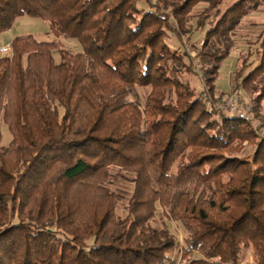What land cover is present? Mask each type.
Instances as JSON below:
<instances>
[{"label":"trees","instance_id":"obj_1","mask_svg":"<svg viewBox=\"0 0 264 264\" xmlns=\"http://www.w3.org/2000/svg\"><path fill=\"white\" fill-rule=\"evenodd\" d=\"M139 1L0 0V34L29 15L80 45L29 34L0 54V264H168L175 250L178 264H240L245 249L264 264V138L199 96L185 51L204 1L193 48L214 94L235 29L264 0ZM256 41L233 80L264 127V31ZM136 87L150 88L143 103ZM125 174L123 197L110 185ZM157 205L181 242L150 223Z\"/></svg>","mask_w":264,"mask_h":264},{"label":"rangeland","instance_id":"obj_2","mask_svg":"<svg viewBox=\"0 0 264 264\" xmlns=\"http://www.w3.org/2000/svg\"><path fill=\"white\" fill-rule=\"evenodd\" d=\"M142 1L143 0H140L139 2L143 4ZM224 2L227 3L228 0H224ZM206 6V2H200L192 8L190 13L186 16V33L190 36V39L188 43L185 44V51L193 58L194 65L192 68L194 75L186 76L190 80L192 86L196 87V90L200 92L199 96L205 101L208 100L217 102V104H223L224 100L230 93L237 91L241 95V102L248 104L251 107V118L246 120V122L252 125L259 137L264 138V127L260 115L258 116L256 114L253 103L247 94L240 88H234L233 80V76L235 74V59L239 56V52L246 51L247 49L253 51L258 45L256 41L258 34L260 31H264V5H260L256 11L249 12L246 16H244L241 23L235 29V33L233 34L234 46L230 51V55L226 57L220 65L218 77L215 81L216 92L214 94L206 91L204 82L198 75V71L196 70L198 68V61L193 48V45H200L202 40V33L195 29L196 16H199ZM29 34L38 40H58L62 43V46L70 52H75L80 49V45L73 39L64 37L57 39V37H55V35L51 32L47 21L29 15H21L14 19L10 28L0 34V46H9L10 41L15 36ZM166 42L170 45V47H176L177 45L176 39L171 35L166 38ZM54 57L58 60L57 53H54ZM149 90V87H136V95L130 96V99L137 98L141 103H143ZM260 114L264 116V104H262L260 108ZM1 135L2 144H7L10 140V134L4 124L1 125ZM244 144H246V142H244L243 145ZM252 150L253 147L247 145L240 155H248L252 152ZM129 177V174H125L124 176L122 175L118 178H114L110 187L118 192H121L123 197H126L125 192L129 191L132 185ZM118 211L120 215H124L121 210V206ZM150 223L156 227H167L176 235L180 242L182 241L184 236L182 228L177 223L167 219L165 209L161 206L157 205L156 213L150 220ZM172 258L174 261L168 264H177L179 262V253L177 250H175L172 254ZM240 264H255L253 262L250 249L243 250Z\"/></svg>","mask_w":264,"mask_h":264},{"label":"built area","instance_id":"obj_3","mask_svg":"<svg viewBox=\"0 0 264 264\" xmlns=\"http://www.w3.org/2000/svg\"><path fill=\"white\" fill-rule=\"evenodd\" d=\"M9 51V46H0V54L9 53ZM218 107L221 111L230 115L234 114L245 120H249L251 118L250 105L241 102V95L237 91L230 93L224 100L223 104H218Z\"/></svg>","mask_w":264,"mask_h":264},{"label":"crops","instance_id":"obj_4","mask_svg":"<svg viewBox=\"0 0 264 264\" xmlns=\"http://www.w3.org/2000/svg\"><path fill=\"white\" fill-rule=\"evenodd\" d=\"M178 264V263H177Z\"/></svg>","mask_w":264,"mask_h":264}]
</instances>
